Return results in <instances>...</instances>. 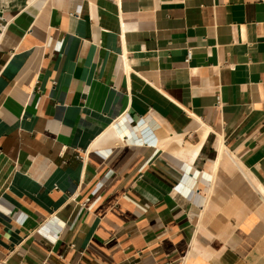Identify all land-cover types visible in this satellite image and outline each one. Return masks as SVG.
Instances as JSON below:
<instances>
[{
	"label": "crops",
	"instance_id": "1",
	"mask_svg": "<svg viewBox=\"0 0 264 264\" xmlns=\"http://www.w3.org/2000/svg\"><path fill=\"white\" fill-rule=\"evenodd\" d=\"M260 185L264 0H0V264H264Z\"/></svg>",
	"mask_w": 264,
	"mask_h": 264
},
{
	"label": "built area",
	"instance_id": "2",
	"mask_svg": "<svg viewBox=\"0 0 264 264\" xmlns=\"http://www.w3.org/2000/svg\"><path fill=\"white\" fill-rule=\"evenodd\" d=\"M192 57H193V51H192V49H189L186 60L187 61H190L192 59Z\"/></svg>",
	"mask_w": 264,
	"mask_h": 264
},
{
	"label": "bare ground",
	"instance_id": "3",
	"mask_svg": "<svg viewBox=\"0 0 264 264\" xmlns=\"http://www.w3.org/2000/svg\"><path fill=\"white\" fill-rule=\"evenodd\" d=\"M227 153V152H226ZM229 155V154H228ZM233 159V158H232ZM234 162V161H233ZM260 188L262 189V191H264V189L262 188V186L260 185Z\"/></svg>",
	"mask_w": 264,
	"mask_h": 264
}]
</instances>
